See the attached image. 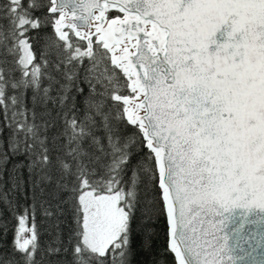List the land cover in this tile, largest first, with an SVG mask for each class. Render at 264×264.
<instances>
[{
    "label": "snow or ice",
    "instance_id": "1",
    "mask_svg": "<svg viewBox=\"0 0 264 264\" xmlns=\"http://www.w3.org/2000/svg\"><path fill=\"white\" fill-rule=\"evenodd\" d=\"M0 205V264H264V0H0Z\"/></svg>",
    "mask_w": 264,
    "mask_h": 264
},
{
    "label": "trees",
    "instance_id": "2",
    "mask_svg": "<svg viewBox=\"0 0 264 264\" xmlns=\"http://www.w3.org/2000/svg\"><path fill=\"white\" fill-rule=\"evenodd\" d=\"M11 167V166H9ZM5 180H7V176L4 177ZM21 203H23V200L21 199ZM0 216H2L3 219L7 220L9 223V232L7 234L6 240H4L5 243L11 242L12 239V225L15 223V221L12 220L11 216L7 212L6 209L3 208L2 205H0ZM37 223L41 225V233H42V242L46 241L48 239V236L46 234V229H47V223L42 220L40 215H37Z\"/></svg>",
    "mask_w": 264,
    "mask_h": 264
}]
</instances>
